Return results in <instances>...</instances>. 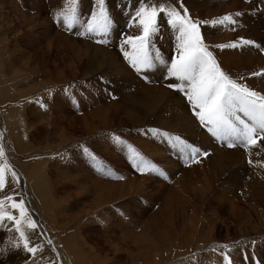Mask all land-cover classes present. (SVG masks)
Masks as SVG:
<instances>
[{
    "label": "rangeland",
    "instance_id": "obj_1",
    "mask_svg": "<svg viewBox=\"0 0 264 264\" xmlns=\"http://www.w3.org/2000/svg\"><path fill=\"white\" fill-rule=\"evenodd\" d=\"M211 1L210 8L218 2ZM225 1L237 7L233 10L226 8L228 3L220 4L219 9L215 8L217 14L224 10L233 14L238 11L241 14L240 20L234 16L236 29L234 24L229 23L210 25L209 29L213 31L209 50L221 70L231 79L260 94L264 88V69H259L255 63L258 60L252 58L264 57V0H239L236 3L234 0ZM145 2L149 5H163L166 9L173 8V0H166L164 3L160 0H106V8L112 18V31L107 43L98 44L97 37L88 38L78 34L83 31L80 23L69 28L63 19L75 6L78 20L88 21L91 14L98 11L96 0H75V3L74 0H0V146L4 150V155L0 157V167L5 164L10 166L5 170L6 182L11 180L15 197L23 199L29 217L38 225L37 229L31 230L27 228L25 221L22 227L29 237L36 234L35 245H39L34 256L13 247L19 241V234L14 230L10 231L12 226L5 222V226L0 227V264H25V261L26 264H155L154 258L159 253L154 251L145 255L148 247L146 242L154 238L155 241L159 240L161 228L169 231L171 226L173 231L176 229L180 233L185 224L186 228H197L193 242L197 244L203 241L204 244L194 246L191 252L182 257L170 255L168 264H207L210 258L207 254L210 255L212 251L217 261L212 259L209 264H228L226 256L231 264H264V234L256 237V233L251 230L260 225L259 220L253 219V224L248 229L241 223L243 221H235L230 207L234 205L233 202H238L236 197L240 198L237 208L244 209L246 213L242 217L245 220L248 213L252 214L250 208L254 206V202L253 199H243L242 191H264V161L260 159L264 150L259 152L256 148L261 142L264 146V140L247 149L218 146L208 133L201 130L183 94L168 87L173 81L166 76L163 67L152 69L156 72L155 75L152 70H149L152 71L149 75L147 71L137 73L123 54H120L129 71L136 73L129 75L142 86L133 85L125 89L121 87L125 86V82L119 75L118 68H115L111 59H104V52L118 55L120 41H123L125 35H139L136 33L139 28L130 24V17ZM164 23L161 26L167 28V18ZM246 26L248 35L236 40V48L220 47L226 43L218 39L223 37L222 34H237L238 29ZM175 35L173 31L167 37L166 44L153 42V51L159 49L165 58H173ZM65 37L68 38L67 41ZM244 40L253 43L244 44ZM86 45L89 46V52ZM238 66L243 68L239 69ZM124 76L127 77L126 81L129 80L127 74ZM166 81L169 82L168 85ZM153 87L168 88L183 99L187 106L186 112L192 119L190 122L184 117L185 126L181 127L184 133L165 130L162 128L163 123L151 126V123L146 122L136 129L140 131L134 132L131 124H127L129 119H122L123 108L120 107L119 110V102L123 101V95L127 94L124 103L131 106L133 100L128 96L140 98L138 95L145 96L148 88ZM149 104L146 101L139 108V119H145L148 116L146 112L152 111ZM104 124L107 126H103ZM120 127L123 131L118 130ZM153 129L172 133L173 136L179 135L183 140L195 143V146L208 155L198 160L199 162L182 161V154L177 153L176 156V149L162 135H153ZM116 136L125 145L137 148L136 151H141L135 145L136 139L144 141L146 144L140 142L144 146L151 142V158L148 157L146 161L151 160L152 167L159 168L164 175L158 176L150 169L138 172L129 160L127 148L115 142ZM153 143L159 145L158 148ZM115 144L117 147L121 146L122 151ZM85 148L91 156H95V160L84 153ZM157 153L163 155V158L155 157ZM175 163L177 165L171 169ZM222 166L239 174L240 190L236 192L233 188L224 187L225 192L221 189V182H218L205 207L196 210L195 207L200 208L205 204L201 202L207 190L204 173L210 174L209 170ZM101 168L103 172L99 170ZM12 171L17 174L18 182L13 179ZM120 171L137 180L145 176L150 183L144 189H139L138 186L132 188L128 178L121 177ZM183 175L185 178L179 181ZM116 185L122 188L125 196L118 193L120 196L117 197L114 191H110ZM40 196L47 199L44 202L45 208L52 204V208L47 209L48 214L43 213L41 204L37 203ZM259 199L261 198H257V201ZM169 201L187 205L186 211L181 215L186 222L184 225L177 221L182 217L179 218L172 210L169 212ZM8 207L9 204L6 203L4 210H9ZM258 207L264 212V205ZM55 213L58 216H54ZM37 216L45 223L51 216L48 219L54 226L51 229L57 228L62 232H57V236H54L48 229V233L36 219ZM125 217H130L131 222ZM71 234L77 242L71 241ZM20 243L22 246V241ZM73 243H79L80 248L79 252L72 254L70 247ZM17 253L23 254L25 259L14 261L12 257L15 254L17 256ZM36 255L41 258L36 259ZM62 256H65V260ZM146 257L148 258L145 259Z\"/></svg>",
    "mask_w": 264,
    "mask_h": 264
},
{
    "label": "snow or ice",
    "instance_id": "obj_2",
    "mask_svg": "<svg viewBox=\"0 0 264 264\" xmlns=\"http://www.w3.org/2000/svg\"><path fill=\"white\" fill-rule=\"evenodd\" d=\"M96 4L98 11L91 14L88 21L78 20L75 6L69 10V14L64 15L63 19L69 28L80 23L83 31L78 34L88 38L97 37L96 43L105 44L111 35L112 18L106 8V0H96ZM181 7L184 14L175 8L166 9L163 5H149L147 2L140 6L130 17V24L141 29V33L123 37L120 49L124 58L137 73L155 69L157 66L163 67L166 76L173 81L168 87L183 94L185 102L199 125L211 137L222 143L226 142L228 148L243 146L247 149L250 146H256L259 141L264 140V95L237 83L221 70L213 53L204 42L200 24L188 15V10L183 4ZM237 15L241 14L237 13ZM161 17L167 18V24L176 34L175 51L173 58L170 59L165 58L159 49L153 51L152 48L155 38L161 31L159 22ZM57 22L59 23V20ZM225 23L235 24L236 21L227 15L219 21H213V25ZM243 43L252 44L253 42L244 40ZM125 45L130 46L131 50H126ZM228 46L236 48L238 45L234 42L220 47ZM151 131L153 135H162L190 162H199V156L208 155L199 147L187 143L179 135L173 136L156 129ZM114 139L117 144L127 148L129 159L138 172L143 173L150 169L158 176L164 175L159 168L149 165L135 148L125 145L119 136ZM84 153L91 156L86 148ZM3 155V147L0 146V157ZM91 158L96 159L95 156ZM249 163L252 161L249 160ZM9 167L7 164L0 167V190L6 187L5 170ZM99 170L104 171L102 168ZM12 177L18 182L19 178L15 171H12ZM6 203L10 205L7 211L4 210ZM13 210L19 213L18 217L13 215ZM25 221H27L28 229H37L38 225L29 217L23 199L17 201L13 195H8L4 200H0V227L8 222L12 226L9 230L19 234V241L13 244V247L34 256L39 245L30 244V237L22 227ZM225 259L228 264H231L227 256Z\"/></svg>",
    "mask_w": 264,
    "mask_h": 264
},
{
    "label": "bare ground",
    "instance_id": "obj_3",
    "mask_svg": "<svg viewBox=\"0 0 264 264\" xmlns=\"http://www.w3.org/2000/svg\"><path fill=\"white\" fill-rule=\"evenodd\" d=\"M152 1H155V0H152ZM166 0L162 1L160 0V2H165ZM233 1V0H230V2ZM236 3L237 1L239 0H234ZM212 1L211 0H173V8H175L177 11H180L181 14H184L183 13V7H181V4H183L184 7L187 8L188 10V15L197 23L200 24L201 26V33H202V36L204 38V42L205 44L208 46L209 48V45L211 44V38H210V35H212V32L213 31L212 29H209L210 25H213V21H219L221 20L224 16H231L232 18H234V16H236L237 20L239 19V16L237 15V13H239L238 11L236 12V14H233L232 12L231 13H228L224 10V12H222L221 14H217L215 8H220L221 5L220 4H226L228 3L227 1L225 0H218V2H216V4H214V6L212 8H210V3ZM215 2V1H214ZM153 3V2H152ZM170 3V2H169ZM167 6H168V3H165ZM213 5V4H212ZM237 6H235L234 4L232 3H228L226 8H229V9H233L236 8ZM234 12V11H233ZM222 15V16H221ZM240 20V19H239ZM242 20V19H241ZM248 20V19H247ZM236 21V20H235ZM244 21V20H243ZM160 25H162L163 22L166 23V17H161L160 19ZM242 22V21H240ZM164 23V24H165ZM243 23V22H242ZM217 25V24H215ZM235 25V24H234ZM250 25V24H249ZM163 26V25H162ZM161 26V31H160V34L155 38L154 40V43L155 44H166V41H167V37H169V35L173 32V30L167 26V28H164ZM245 26V25H244ZM135 27V26H134ZM235 29L237 28L236 25L233 26ZM253 28L255 29L256 28V25L253 26ZM257 29V28H256ZM255 29V30H256ZM247 30H248V27L246 26V28L244 27V29H238L237 30V34L236 33H231V32H228L226 35L222 34L223 37H219L218 39H220L221 41H226V43H224V45H231L232 43H237V39L239 38V40H241L242 38H246L245 36L246 33H247ZM130 31V30H129ZM136 31V30H135ZM136 33L140 34L141 33V29H139V31H136ZM224 33V32H223ZM122 38V37H121ZM172 38V37H171ZM68 39V38H67ZM66 37H65V41H67ZM64 40V39H63ZM123 43V41H120V44L119 46ZM4 46V45H3ZM164 46H167L168 45H164ZM211 46V45H210ZM88 45H86V49L87 51L89 50L88 49ZM263 47V46H262ZM2 48V47H1ZM125 48L126 50H131L130 49V46H127L125 45ZM225 48V47H224ZM4 50V49H3ZM121 51V49H120ZM118 50V55L116 53H109V52H104L105 54V58H109L112 60L115 68H118V73L119 75H121L123 77V80L125 82V86L124 85H121V87L127 89L128 86H136V87H142L138 84V81L134 80L129 74H133V75H136V73H133L131 71H129L128 67L124 64L123 60L121 59L120 57V54H122ZM89 52V51H88ZM103 53H101L102 55ZM103 55V56H104ZM167 55V54H166ZM118 57V59L116 60V58ZM173 57V56H172ZM240 57V56H239ZM253 60H258L257 62V65L259 66V69H264V57L262 56H258L256 58H252ZM110 60V61H111ZM239 61H242V59L239 58ZM108 62V61H107ZM127 62V61H126ZM247 62V61H246ZM111 65V63H108ZM112 64V65H113ZM239 69L243 68V66H238ZM153 71V70H152ZM152 71H147V75H149ZM113 72V71H112ZM154 75L156 74L155 71H153ZM112 74V73H111ZM124 74H127V76H129V80L126 81V78L124 76ZM153 75V74H152ZM120 78V76H118ZM125 77V78H124ZM118 78V80H119ZM134 80V81H133ZM119 82V81H118ZM167 82V81H166ZM240 83V82H238ZM169 84V82H167V85ZM241 84V83H240ZM120 85V84H119ZM156 86V85H155ZM164 86V85H163ZM150 87V86H148ZM157 87V86H156ZM130 89V88H129ZM134 90V88H133ZM255 90V89H254ZM261 90V89H260ZM260 95H264V88H262V91H260ZM126 96L127 94L123 95V101L122 102H119V110L121 109L120 107L123 108V114L124 115L122 117L123 120L125 119H129V121L127 122V124H131L130 127H132V131H140V130H136V129H139L140 127H138L139 125L141 124H144L145 122L146 123H151L150 125L151 126H155L156 124H162V128H164L165 130H171L170 132H180V133H184L183 132V129L181 130V127L185 126L184 125V122L186 121L184 119V117L186 119H188L189 121L192 120L190 118V116L187 114L186 112V104L185 102L183 101L182 98H180L177 94L173 93L172 91H170L168 88L164 89V88H148V92L146 93V95H138L140 98L136 97V96H133V95H130L128 96L129 98L131 97L132 100H133V105H129V104H126L124 103V101L126 100ZM181 99V100H180ZM149 102V106L152 108V111H149V112H146L147 113V117L145 119H139L140 115L137 116V114L139 113V108H141L142 104ZM129 106H130V110H129ZM2 107V106H1ZM144 107V106H143ZM142 107V109H143ZM156 107V109H155ZM158 107H160L158 109ZM149 108V107H148ZM158 109V110H157ZM2 110V109H1ZM145 110V109H144ZM121 112V111H119ZM103 113V112H102ZM106 113V112H105ZM108 113V112H107ZM242 115V114H241ZM115 117V116H114ZM195 120V119H194ZM191 122V121H190ZM105 123V121H104ZM156 123V124H155ZM107 124V123H106ZM106 124H104L103 126H105ZM121 124V123H120ZM194 125V124H192ZM107 126V125H106ZM125 126V125H124ZM160 126V125H158ZM191 126V125H190ZM188 127V126H187ZM193 127V126H191ZM122 127H120L118 130H122L121 129ZM144 128H145V125H144ZM142 129V128H141ZM146 129V128H145ZM123 131V130H122ZM128 131V130H127ZM187 131V130H186ZM204 132H206V130H203ZM121 132V131H119ZM126 132V131H125ZM195 132V131H194ZM197 132V131H196ZM64 133V131H63ZM127 133V132H126ZM189 133V132H188ZM187 133V134H188ZM193 133V132H192ZM207 133V132H206ZM172 134V133H171ZM176 134V133H175ZM203 134V133H202ZM191 135V134H190ZM189 135V136H190ZM199 135V134H198ZM203 137V136H202ZM134 140V139H133ZM137 140V139H136ZM134 141L136 142L135 145L138 146V149H140L141 151H137L140 153V155L143 157V158H146L144 160H147V158H151L150 157V153L149 152V146H151V142H149L150 144L144 146L142 144H144L145 142L144 141ZM197 140V139H196ZM147 141V139H146ZM195 141V140H194ZM209 141V140H207ZM198 142V141H197ZM214 143H216L214 140H213ZM264 143V142H263ZM146 144V143H145ZM155 146V148H158L159 145H156L155 143H153ZM195 144V143H194ZM211 144V143H210ZM116 147H117V144H115ZM119 145V144H118ZM199 145V144H198ZM208 146V145H207ZM21 147V146H20ZM25 147V146H24ZM136 147V146H135ZM153 147V146H152ZM212 147V146H211ZM210 147V148H211ZM214 147V145H213ZM212 147V148H213ZM118 149L121 150V146L117 147ZM154 148V149H155ZM218 148V147H217ZM256 148H258V151L259 152H262L264 150V146H262V142L259 143ZM214 149V148H213ZM219 149V148H218ZM107 150H110L109 148ZM137 150V148H136ZM209 150V149H208ZM254 149H252L253 151ZM122 151V150H121ZM153 151V149H152ZM156 151V150H155ZM238 151V150H237ZM210 152V151H209ZM177 153H179L178 151L175 150V154L177 156ZM106 154V153H105ZM116 155V154H115ZM147 156V157H146ZM163 155H159L158 153L155 154V157L157 158H161ZM211 156V155H210ZM208 156V157H210ZM163 158V157H162ZM260 159H262V161H264V153L261 154V157ZM130 160V159H129ZM149 165L152 166V163H151V160L149 162V160L147 161ZM127 163V162H126ZM217 163V162H216ZM177 164L175 163L172 167L174 168ZM203 166V165H202ZM201 167V166H200ZM231 169H228L227 166H222L216 170H209L210 174L208 173H204L205 175V178L207 180V190L205 191V195L203 196V198L201 199L202 201L201 202H204L205 204L202 205L200 208L198 207H195L196 210H202L203 207H205L206 203L208 202V200L210 199V193L212 192V189L213 187H215L216 183L218 182H221V186H222V190H224L225 188H229V189H234L236 192L238 190H240L238 187H239V174L238 173H233L230 171ZM264 170V168H263ZM36 173V172H35ZM187 173V171H186ZM188 174V173H187ZM120 175L121 177H125L126 179L128 178V183L129 185L134 188L135 186H138L139 189H144L146 187V185L148 183H150L147 179V177L143 176L141 177L140 180H137L135 179V177H132V178H129L128 175H125L122 171H120ZM186 177L187 175L184 174ZM184 175L182 177H180L178 180H182L184 177ZM41 176V175H40ZM226 176V177H225ZM30 179L32 178L30 175L28 176ZM27 177V178H28ZM249 177V176H248ZM225 178V179H224ZM250 178V177H249ZM123 179V178H122ZM224 179V180H223ZM242 179V177H241ZM249 180V179H248ZM11 180L9 179L7 182H6V187L3 189V190H0V199H2L3 197H6V195H14L15 197V193H14V189H13V186L10 184ZM29 181V180H28ZM244 181V180H243ZM246 182V181H245ZM36 184V183H35ZM120 185V184H119ZM254 185V184H253ZM246 186V185H245ZM225 187V188H224ZM38 188V187H37ZM40 188V187H39ZM219 188V187H218ZM247 188V187H246ZM29 189V187H28ZM104 189V188H103ZM110 188H108L109 190ZM262 189V188H261ZM227 190V189H226ZM259 190V189H258ZM29 191V190H28ZM27 191V192H28ZM44 191V190H43ZM110 191H114L115 195L117 197L120 196H125V194L123 193L122 191V188L118 185L115 186V188L113 190L110 189ZM225 191V190H224ZM217 192V191H216ZM226 192V191H225ZM120 193V194H118ZM204 193V192H203ZM43 194V193H42ZM112 194V193H111ZM242 194L244 196H241V197H244L243 199H247V200H251L253 199L252 202H254V206H251L250 208V211H252V214L251 213H248V215H246L244 218L245 220H243V215H245L246 212H244V209L241 208V210H238V205H240V198L236 197L235 199H237L238 202H233L231 209L233 210V215H234V219L235 221H243L241 223L245 224V226L250 227L252 226V220L253 219H257L259 220L260 222V225H257L256 228H253L251 229L253 233H256V237H259L258 235L260 234H264V212L259 210V207L258 206H263L264 203V191L262 190H259L256 192H248L247 189L242 191ZM45 195V194H44ZM48 195V194H47ZM85 196V195H84ZM41 197V196H40ZM49 197V196H48ZM235 197V194L234 196ZM261 198L257 201V198ZM100 198V197H99ZM109 198V197H108ZM19 199H21L20 197H15V200L19 201ZM200 199V198H199ZM46 197H44L42 199L39 198L37 199V203H40L41 204V210L43 211V213H47L48 214V210L47 209H51L52 208V204L49 206V208H45V201H46ZM54 201V200H53ZM101 201V200H100ZM29 202L31 203V201L29 200ZM45 202V203H44ZM55 202V201H54ZM108 202V201H107ZM166 202V201H165ZM178 202V201H177ZM177 202H171L169 201V204H167V207H168V210L170 212V210L174 211L178 217H182L181 215L184 214V212L186 211V208H187V205L185 203H180V204H177ZM197 202V201H196ZM53 203V202H51ZM104 203V202H103ZM102 203V205H103ZM188 203V202H187ZM199 203V202H198ZM59 204V203H58ZM62 204V203H61ZM201 204V203H200ZM49 205V204H48ZM197 205V204H196ZM190 206V205H189ZM200 206V205H199ZM51 207V208H50ZM176 207V208H175ZM192 207V206H190ZM194 207V206H193ZM10 209V205L8 207ZM36 210V209H35ZM40 211V210H39ZM167 211V209H166ZM162 213V212H161ZM39 214V213H38ZM159 214V213H158ZM254 214V215H253ZM13 215H16L17 217L19 216V213L17 211H14L13 210ZM127 215V214H126ZM161 215V214H160ZM54 216H58L55 215ZM159 216V215H158ZM163 216V215H161ZM167 216V215H166ZM197 216V215H196ZM95 217V216H94ZM175 217V215H174ZM187 217V216H186ZM38 220H39V217L37 216ZM126 218V217H125ZM129 218V219H128ZM126 218V220L128 222H131L130 221V217ZM160 218V217H158ZM162 218V217H161ZM164 218V217H163ZM184 217H182V219L180 220H177L179 222H181L183 225L186 223L183 219ZM43 219V218H42ZM45 219V218H44ZM49 220L51 219V216L50 218H48ZM48 219L47 220V223L43 222L42 220H39V222L41 223L40 225L44 228H46V230L50 231V233L54 236H57L55 234H57V232L61 233L62 231H59L57 228L56 230L54 229H51L53 228V223L50 222ZM79 220V217L77 218ZM172 221L174 223H176V220L171 217ZM170 220V219H169ZM57 221V220H56ZM88 221V219L86 220ZM165 221V220H164ZM197 221V220H196ZM73 222V221H72ZM62 223V222H61ZM78 223V222H77ZM76 224V223H75ZM80 224V223H79ZM163 224V223H162ZM169 225V224H168ZM172 225V224H171ZM187 225V224H185ZM185 225L183 226V228L181 229L180 233L179 232H176L175 230L173 231L172 227L170 226V230L169 231H166L165 229L161 228L162 230V233H159V240L155 241V238L154 240H148L146 243L148 245L147 247V251L145 252V255H149V254H152L154 251H156L157 254L154 258V261L155 264H166L167 263V260L170 259V255H176L178 257H182V255H185V253H189L191 252V249L195 246V247H200L203 243L199 241V243L196 244V242H193V235L195 233H197V228H186ZM67 227V225H65ZM64 226V228H65ZM78 225H76L77 227ZM198 226V225H197ZM62 228V226H60ZM75 227V228H76ZM199 227V226H198ZM202 227V226H201ZM249 229V228H248ZM255 229V230H254ZM62 230V229H61ZM67 230V229H66ZM188 230L190 233H188ZM48 231V233H49ZM200 232V231H199ZM203 232V231H202ZM36 235V234H35ZM34 234L30 237L32 238L30 243L33 244V246L35 245V239H36V236ZM38 236V235H37ZM71 241H75L73 240L74 237L73 235L71 234ZM198 236V235H197ZM68 237V236H67ZM78 237V236H77ZM195 238V237H194ZM79 239V238H78ZM153 239V237L151 238ZM198 239V237H197ZM54 240V239H53ZM65 240V239H63ZM69 240V239H68ZM79 241V240H78ZM77 242V241H75ZM65 245H67L65 243ZM139 245H142V244H139ZM145 245V247L147 246ZM68 247V246H67ZM71 248V252L72 254L74 252H79L78 249L80 248V245L79 243H73L72 247ZM49 249V248H48ZM217 250V249H216ZM238 251V250H237ZM213 252V251H212ZM212 252L211 254H207V256H210V258H208V263L209 264L211 261H217V259H214V257H216L214 255H212ZM47 252H44V254H46ZM3 254L4 251H3ZM48 254V253H47ZM203 254V253H202ZM13 255V254H12ZM11 255V256H12ZM206 255V254H205ZM204 255V256H205ZM5 256V255H4ZM10 256V255H8ZM14 257L13 260L15 261L16 259H25L24 258V255L21 254V253H17V256L16 254L13 255ZM42 256V255H41ZM53 255L51 254V257ZM6 257V256H5ZM4 257V258H5ZM18 257V258H17ZM27 257V256H26ZM63 257V256H62ZM206 257V256H205ZM41 258L39 255H36V259H39ZM59 258V257H58ZM148 257H146L145 259H147ZM54 259V257H53ZM63 259L65 260V256L63 257ZM143 259V258H142ZM204 259V258H203ZM213 259V260H212ZM6 260V259H5ZM8 260V259H7ZM12 260V259H11ZM86 260V259H85ZM179 260V259H177ZM13 261V262H14ZM51 261V260H50ZM55 261V260H54ZM61 261V260H60ZM158 261V262H157ZM9 262V261H8ZM23 262V261H22ZM148 262V261H147ZM151 262V261H150ZM176 262V261H175ZM219 262V260H218ZM217 262V263H218ZM19 263V262H18ZM89 263H92V262H89ZM54 264H57L56 262ZM143 264V263H142ZM168 264V263H167ZM224 264V263H223Z\"/></svg>",
    "mask_w": 264,
    "mask_h": 264
}]
</instances>
